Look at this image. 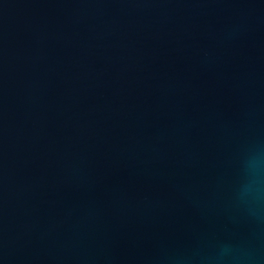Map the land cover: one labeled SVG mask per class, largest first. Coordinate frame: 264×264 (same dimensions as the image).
Returning a JSON list of instances; mask_svg holds the SVG:
<instances>
[{"label":"water","instance_id":"water-1","mask_svg":"<svg viewBox=\"0 0 264 264\" xmlns=\"http://www.w3.org/2000/svg\"><path fill=\"white\" fill-rule=\"evenodd\" d=\"M264 0H0V264H264Z\"/></svg>","mask_w":264,"mask_h":264},{"label":"clouds","instance_id":"clouds-1","mask_svg":"<svg viewBox=\"0 0 264 264\" xmlns=\"http://www.w3.org/2000/svg\"><path fill=\"white\" fill-rule=\"evenodd\" d=\"M261 167H264V160L261 161ZM255 198L257 201V211L260 213L262 209L259 205L261 201H264V190L258 189Z\"/></svg>","mask_w":264,"mask_h":264}]
</instances>
